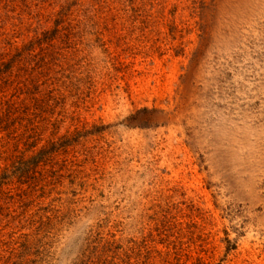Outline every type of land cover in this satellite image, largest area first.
<instances>
[{
  "label": "rangeland",
  "instance_id": "rangeland-1",
  "mask_svg": "<svg viewBox=\"0 0 264 264\" xmlns=\"http://www.w3.org/2000/svg\"><path fill=\"white\" fill-rule=\"evenodd\" d=\"M16 52L0 264H264V0H0Z\"/></svg>",
  "mask_w": 264,
  "mask_h": 264
},
{
  "label": "trees",
  "instance_id": "trees-1",
  "mask_svg": "<svg viewBox=\"0 0 264 264\" xmlns=\"http://www.w3.org/2000/svg\"><path fill=\"white\" fill-rule=\"evenodd\" d=\"M22 1H24V0H22ZM141 1H144V0H141ZM54 13H55V17L56 18H60L61 16H63L62 15V8H60V7H57L55 9ZM70 13L71 12L68 11L67 18H62V19L56 20V25H54L52 23V29L49 30V33L50 34L45 33V32H42V35L44 34L45 37H44V39L42 41H39L38 45H40L42 47L43 44L45 42H47V41H51L52 42L54 40L69 39L70 36H71V34H72V32L75 29V28H73V25L79 23V18L77 16H75L76 18H74V17L70 18L71 17V14ZM34 19L42 20V15H37V16L34 17ZM99 24L100 23L98 22V25ZM37 38H39V34H38V37ZM37 38H35L34 43L37 41ZM77 44L79 45V47H81V45H82L81 41H78ZM59 50L60 49H58V51ZM40 53H41V59L44 60V61L45 60H48L49 59V56L51 55V54H48V52L46 51V48H44V47L41 48ZM17 54H18L17 52L16 53H12L11 57H8L9 59H4V60L3 59H0V62H1L0 63V79L2 78V75L1 74L8 73L9 75H11L14 72L16 74V73H20L23 70H27V71L34 72V69H29V66H28L29 65V62H27V61H24L23 62L21 59H18L16 57ZM13 65H16V67L15 66L13 67ZM12 71H13V73L10 74V72H12ZM44 77H42V78H44ZM23 80H24L23 81L24 85H22V86H24L23 89L20 87V85H18V83L16 84V82H15V88H13V89H9V87L13 85L11 82H7V84L5 85V87L7 88V90H13V92H16L17 90H19V88H17V85H18V87H20V90L19 91L23 92V94L26 95L23 98L25 104H26V101L27 100H29V104H30L31 103V98L30 97L36 96L35 90H36L37 84L35 83V80H33L31 77L30 78H27V79L25 78ZM43 83L46 85V81H44ZM47 83H48V81H47ZM44 84H42V85H44ZM25 97H26V99H25ZM51 99L53 100V104L57 105V103L59 101V97L56 96V97H53ZM32 102L34 103L35 101L32 100ZM3 103L0 104V107L1 108L2 107H5V105H6L5 102H3ZM7 108H9V107L7 106ZM4 128L6 129V131H8L6 127H4ZM1 133H4V137H5V140H4L5 142L4 143L8 147L15 148V150H16L17 143H18L19 139L7 138L5 132H1ZM44 155H45V153H44ZM13 245H17V244H14L13 243ZM14 250H12V251H14ZM17 250H18V248L16 249V251Z\"/></svg>",
  "mask_w": 264,
  "mask_h": 264
}]
</instances>
